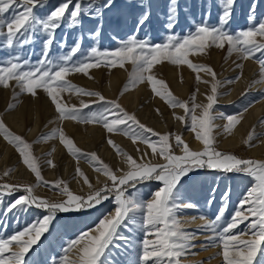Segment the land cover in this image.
<instances>
[{
  "label": "snow or ice",
  "instance_id": "snow-or-ice-1",
  "mask_svg": "<svg viewBox=\"0 0 264 264\" xmlns=\"http://www.w3.org/2000/svg\"><path fill=\"white\" fill-rule=\"evenodd\" d=\"M41 3L43 0H0V36L4 37L7 48L17 45L27 46L34 43L37 36L44 37L41 42V58L35 64L25 63L15 56L0 65V87L19 88L20 93L31 96H36L37 90L42 89L55 106V111L61 120L71 119L86 124L101 125L109 134L122 133L131 138L133 143L139 142L146 145L151 149V154L141 152L138 159L133 158L109 138L107 143L118 155L125 158L124 162L127 165L126 171L122 168L113 171L109 165L99 160L96 153H84L76 148L73 141L66 138L60 129H56L50 135H42L39 138L41 141L58 135L60 142L77 161L85 160L95 171L102 173L108 181H111V184L95 189L77 167V175L84 178L83 183L90 189L86 196H81L74 194L65 181H44L38 158L30 151L31 145L23 137L12 133L0 119V135L14 146L21 157V162L35 175L37 181L35 186L7 183L0 185V209L3 210L5 217L14 209L27 212L35 208L46 212L23 229L9 236L0 237V264H28L26 256L32 246L36 245L41 236L48 231L50 222L54 218L53 214L87 211L109 199L114 202V214L106 213L97 225L68 241L59 264H104L101 258L106 256L110 248L118 247L119 242H123L124 246L130 243V237L124 235L122 229L129 227V224H136L133 214L137 211L142 216L139 221L142 235L137 241L136 264H183V258L196 247L192 242L202 230L212 233L211 236L206 237V240L209 241V246L220 249L218 254L222 256L223 264H253L257 253H264V248L261 247L264 245V161L240 158L234 154L219 151L215 146L214 134L218 127L214 123L217 117L226 121L222 126L221 134L230 135L240 123L243 113L252 105L250 103L240 112L232 115L214 113V105L221 95H225L219 89L223 84L235 83L241 77L238 75L232 80L219 81L211 66L198 65L192 62L189 56L204 54L210 47L223 50L227 45L229 56L235 53L241 61L255 60L260 66V74L264 75V20L233 33L227 30L226 26L231 20L235 0H219L222 13L216 25L210 26L206 20H202L195 25L194 32L178 37L173 31L178 18V0H169L165 29L173 34L168 35L164 42L151 44L138 36L139 29L149 21L151 15L149 5L136 18L133 33L126 39L122 38L115 49L101 50L93 47L74 60L73 57L81 51L83 40V34H81L69 47L68 52L59 57L58 62H53L50 58L51 47L57 43L55 33L65 20L69 28L82 27V16L89 21H97L88 35L98 39L102 31L100 21L103 20L104 10H110L114 6V0H102V2L101 0H62L50 12L38 16L36 9ZM255 4L256 0H253V5L249 7V20L253 18ZM140 7H143V4ZM11 9L16 11L9 18L5 14ZM66 37L67 33L58 42L59 48L68 47ZM165 61L176 66L187 65L190 70L197 73L198 83H209V81H202L200 72L210 74L211 94H206L207 104H196L195 95H193L190 106L189 102L175 97L165 81L151 74L155 65ZM127 63L133 65V70L121 95L137 84L147 81L151 91L170 108L184 110V115L175 116V119L185 123L186 129L195 133V139L203 145L202 150L191 149L180 134L174 135L173 142L170 139L172 134L156 133L140 123L134 114L128 113L117 101L107 100L98 91L83 89L66 80V76L71 73L87 75L88 71L94 67L124 68ZM236 68L242 70L243 64L237 63ZM10 81H15V85L10 84ZM62 92L94 97L96 99L92 103L97 104L98 108L84 113L83 109L90 108L88 103L81 102L79 108L74 105L68 106L62 102L60 97ZM13 98H16L15 93ZM261 99H264V96ZM255 102L259 101L253 103ZM14 108V103L8 105V111ZM197 108L202 111L199 116L196 115ZM157 112H159L158 109ZM253 139L254 136L250 133L245 143L251 147ZM177 150L182 154H176ZM137 151L140 149L137 148ZM48 155L50 156L51 153ZM152 156L162 158L165 163H151ZM46 163L55 167L51 159H48ZM201 170L248 175L253 183L243 194L228 220L224 221L223 212L231 195L230 188H226L221 194V208L215 217L206 223L202 230L189 232L182 228L178 213L183 209L198 208L183 189L185 184L193 178V174ZM118 172L122 174L118 175ZM10 174L11 170L5 172L4 176L7 177ZM150 181L157 182V187L149 198L142 200L136 197L135 193L140 191L137 185ZM39 185L58 192L66 199L61 202H51L35 196L34 189ZM129 189L132 191L130 192ZM217 189L218 186L213 187L209 192L206 200L208 206L214 203ZM17 191H22L23 195L9 202L5 207L4 196L13 195ZM199 218L207 219L203 215ZM240 224H244L245 227L237 231ZM94 232L95 235L92 234ZM245 237L248 238L245 239ZM73 250L77 253L75 260L69 259V253Z\"/></svg>",
  "mask_w": 264,
  "mask_h": 264
},
{
  "label": "rangeland",
  "instance_id": "rangeland-1",
  "mask_svg": "<svg viewBox=\"0 0 264 264\" xmlns=\"http://www.w3.org/2000/svg\"><path fill=\"white\" fill-rule=\"evenodd\" d=\"M61 2L62 0H43V3H41V5L36 9V14L38 16H43L53 10ZM141 4H143V7H140ZM149 5L151 10L149 21L142 28L139 29L138 36L141 39L147 40L151 44H159L164 42L168 35L173 34V32H168L165 29L166 17L169 11V0H114V6L110 10H104L103 20L100 21V23L102 24V31L98 39L91 38L88 35V33L92 29H94L97 21H89L86 17L82 16V27L69 28L67 26V20H65V22L61 25L59 29H57L55 33V39L57 43H54L51 47L50 58L53 60V62H58V58L68 52L69 47L73 45V43L77 40L78 37L81 36V34H83L81 51L77 53L76 57H73L74 60L77 59L81 55V53H87L93 47L99 48L101 50L115 49L119 46L120 40L122 38L126 39L129 34L133 33L135 29L136 18L141 14V12L147 9ZM251 5H253V0H235V4L232 9L231 20L226 26L227 30L235 33L242 29L252 27L253 25L259 23L261 20H264V0H256L253 18L249 20V7ZM177 9L178 18L173 31L174 34L178 37L186 36L190 32H194L195 25L199 24L202 20H206V22L210 26L216 25L218 23V17L222 13V6L219 3V0H178ZM15 11L16 9H11L9 13L5 14V16H8L10 18L11 14ZM209 12L210 15H208ZM65 33H67L66 39L68 47L61 49L57 45L58 42L64 38ZM43 39V36H37L35 38V42L27 46L22 47L17 45L13 48H7L4 42V37L0 36V65L4 64L8 59H11L15 56H18L25 63L30 62L31 64H35V62L41 58V42ZM189 59L198 65L203 64L211 66L216 72V78L219 81L223 82L232 80L238 75H240L241 77L235 83L223 84V86L219 89V91L221 93H225V95H221L218 102L214 105V113L217 112L224 113L226 115H232L237 112H240L246 105H249L251 103L252 106L248 107L247 111L243 113V117L241 119L242 121L246 114L254 106L264 102V99H261V97L264 96V75L260 74V66L255 60L241 61L240 57L235 53L229 56L227 53V45L223 50L216 47L207 48L204 54L190 55ZM237 63H242L243 68L245 67V65H247V63H250V65L256 66L257 68L251 73V84H249L248 91L245 92L244 95H241L237 99L231 100L229 102L223 101L225 98L232 95V85L239 83L243 78L244 69H237ZM123 69L127 71L125 79L126 85L129 82V78L133 70V65L131 63L125 64L124 68H121L119 66L113 68H108L105 66L94 67L88 71L87 75L83 73H71L66 76V80L71 84L81 87L83 89L90 91H98L107 100H114L117 101L120 105H122L123 103L121 102V92L124 89L123 87H121L120 84L122 81L116 83V98H110L104 92L103 87L106 86V81L109 80V76L111 73H119ZM173 69H176L179 72L178 77H181L182 80H184L185 75H187V71L194 78H196L197 75V73H194L192 70H190L187 65L176 66L166 61L162 62L161 64L155 65L151 74H153L156 78L165 81L168 89L172 92L175 97H177L181 101L187 100L186 102H189V105L191 106V97L195 95V103H197L199 93L197 91V86L200 82H196V79L193 80L195 82L191 86V89L193 90L190 91V96L186 99L182 98L181 96L175 95L174 92L170 89L171 81L174 78L170 71ZM94 70L96 71V73ZM203 73L204 72L199 73L201 78L203 76ZM86 79H95L96 87L89 85L88 82H83V80ZM204 79L207 80L206 78ZM10 84L15 85V81H10ZM253 84L256 85L253 86ZM260 84H262L261 89L263 88V90L256 94L250 93L251 91H254L253 88ZM139 85H145L146 88L149 89V92H152L151 87L147 83V81L139 83L134 88L130 89L135 90ZM14 93L16 94L15 99L13 98ZM153 95L157 99L162 101V105L165 103L159 96H156L154 93ZM60 97L62 98L63 103H66L68 106L74 105L77 108L80 107L81 102L88 103L90 105V108L83 109L84 113H88L90 110L98 108L97 104L92 103L96 99L94 97H88L68 92L60 93ZM44 101L48 103L49 107L53 110L55 120L48 121L43 117H40L37 121V117L33 120L25 116V118L23 117V127L20 130L10 123L8 116L11 113L15 112L23 104L36 103L44 105L46 104L44 103ZM254 101L259 102L253 103ZM13 103L15 104L14 110L8 111V105ZM164 106H166L168 112H174L177 109H181L170 108L166 103L164 104ZM121 107L125 109L124 105H122ZM156 109L159 110L161 116L160 122L165 123V121L168 120L167 116L164 115L165 112H162L159 107H155L154 110ZM130 114H132V112H130ZM196 115L198 116L197 113ZM152 116H155L156 118L155 114H152ZM0 119L4 121L5 125L12 133L23 137L24 140L31 145L30 151L36 158H38L41 175L44 181L55 182L57 180H62L67 182L69 189L74 194L86 196L89 193V187L83 183L84 178L78 176L76 172L70 178L61 177L60 169L56 170L58 173L55 171L56 174L54 178L47 175L48 170H53V167L49 166L46 161L48 159L52 160L51 155L54 152V146H57V143H60L63 147L64 145L60 142L58 135L43 141H41L39 138L42 135H50L56 129H60L65 135L67 132L65 127L66 121L75 124L77 121L71 119L61 120L55 111V106L51 103L50 98L42 89L37 90L36 96H31L26 93H20L19 88L9 87L5 89L3 87H0ZM218 119L221 118L217 117L215 120L218 121ZM221 120L223 121V124L220 127L222 129V126L226 123V121L224 119ZM261 121H264V118H262ZM261 121L259 122L260 125H264V123H261ZM93 124L77 122V125L83 127L95 126L97 128H103L101 125ZM168 128L169 134H172L170 139H172L173 142L174 135L180 134L182 132H188L189 134L195 136V133L186 129L185 123H182V126L180 127L178 133H175V131H173L174 128L170 126V124H168ZM114 134L119 136L122 135L121 137L124 136L123 138L126 137L128 140L132 141L131 138L125 136L122 133ZM214 134L216 137L215 146L219 151L234 154L240 158H250L253 160L264 161V158H257L256 156L249 153L250 149H253L255 146L258 145L256 144L257 140L251 141V147H249L248 144L245 143L246 139L241 140V144L237 142L231 146V144L229 145V140H227L228 135H226L225 137V134H222L221 136L223 137V139L219 135L220 138L218 139L217 133L215 131ZM65 137H67V135H65ZM221 139L223 141H221ZM137 144L142 145L143 148L140 149L141 152L149 153V155L151 154V149H148L146 145L139 142H137ZM40 147L41 149H43L42 151H39ZM144 148L146 149L144 150ZM190 148L199 151L203 149V145L200 143L199 146H190ZM106 149H109L108 151L111 153L114 152L115 156L117 155V157H120V164H116L118 161L112 163L108 160H101L100 158L99 160L109 165V167L113 171L121 168L126 171L127 165L125 163H122L125 161L124 157L118 155L111 145L107 144ZM82 151L84 152V150ZM49 153H51L50 156L48 155ZM176 154L179 155L182 153L177 150ZM67 155L71 156L69 152L67 153ZM131 156L133 158L138 159L140 155L131 154ZM72 161L83 163L86 166L88 165V167L91 166L89 167L91 168L90 170L94 171L92 165L88 162H85V160L83 159L77 161V159L74 158L72 159ZM151 163L163 164L165 163V161L162 158H159L158 156H152ZM10 170L11 174L5 177L4 173ZM94 173L103 175L102 173H99L97 171H94ZM84 174L95 189L103 188L105 184H111V181H108L106 178L101 180L99 185L97 186L95 185L94 178L91 176V174H88L86 172H84ZM117 174L120 175L122 173L118 172ZM74 182L81 183V189L77 190L76 188H74L72 184ZM5 183L10 185H37L35 175L21 162V157L14 148V146L10 145L5 140L3 135H0V185ZM252 183L253 180L248 175H242L237 173L225 174L220 172L201 170L198 173L193 174V178L185 184L183 191L188 194L192 203L198 205V208L183 209L179 211L178 217L180 219L182 228L189 232L202 230L204 228V225L210 222L217 214V211L221 208L220 196L226 188L231 189V195L227 203L226 210L223 212L224 221L228 220L232 212L236 208L239 200L241 199L243 194L248 190L249 186ZM216 186H218V189L215 193L216 199L211 206H208L206 200L208 198L209 192L213 187ZM156 187L157 182L155 181L139 184L137 185V188H139L140 191L136 192L135 196L141 198L142 200H147ZM129 191L131 192L132 189H129ZM21 195H23L22 191H17L13 195H5L3 198L4 206L6 207L9 202L15 200ZM34 195L39 198L47 199L51 202H61L66 199L65 196L59 194L58 192L50 191L49 188L44 187L42 185L35 187ZM114 207V202L109 199L87 211H73L67 213L59 212L53 214L54 218L50 222L48 231L41 236L37 244L33 245L31 250L27 254L26 260L28 261V264H54V262L55 264H59V261L64 254L63 249L67 246L68 241L76 238L81 232L87 231L88 229L97 225L100 218L106 213L114 214ZM45 214L46 212L35 208H32L27 212H21L14 209L12 212L7 213V216L5 217L3 215V210L0 209V237L9 236L23 229L25 226L31 224L36 218ZM133 215H135L137 221L136 224H129V227L122 229V233L130 237V243L127 246H124L123 242H119L118 247L110 248L106 253V256L101 258L102 261H104V264H136L138 247L137 241L142 235L139 224V221L142 219V216L139 211H137ZM201 215H203L207 219H200L199 217ZM193 217H195V219H193ZM221 223H223V221ZM244 227V224H240L239 229H237V231H239L240 229H244ZM211 235L212 233L207 230H202L198 232L197 238L192 242L196 245V247L192 249L191 253H189L186 257L183 258V264H223L222 256L218 254L220 252V249L215 246H209V241L206 240V237H209ZM247 238L248 237H245V239ZM213 247L216 249L215 253L212 252ZM261 247L264 248V245H262ZM74 251L75 250L69 253V259H77L76 256H72V254H74ZM253 264H264V253L258 252L256 258L253 261Z\"/></svg>",
  "mask_w": 264,
  "mask_h": 264
},
{
  "label": "bare ground",
  "instance_id": "bare-ground-1",
  "mask_svg": "<svg viewBox=\"0 0 264 264\" xmlns=\"http://www.w3.org/2000/svg\"><path fill=\"white\" fill-rule=\"evenodd\" d=\"M256 68H257L256 66H252V65H250V63H247V65H245V67L243 68L244 74H243L242 80L239 83L232 85V89H233L232 95L225 98L223 101L229 102L231 100L237 99L241 95H244V93L248 91L249 84H251L250 83L251 73ZM95 73H96V71H95ZM170 73H172V76H174V78L172 79L171 84H170L171 85L170 89L174 92L175 95L181 96L184 99L189 97L190 93H191L190 91L193 90V89H191V86H192V84L195 83L193 80L196 78L192 77V75H190L188 73V71L186 72L187 75H185L184 80H182L181 77H178L179 72L176 69L171 70ZM126 74H127V71L124 69L122 71H120L119 73H111L110 74L109 80L106 81L107 82L106 86L103 87L104 92L110 98H112V97L116 98V96H117V95H115V93H117L116 92V83L122 81L120 83L121 87H123V88L125 87ZM208 75H210V74H208ZM208 75H207V73H203L202 81H209V83L206 84V83L200 82L199 85L197 86L198 87L197 89H199L198 90L199 93H198V100H197L196 104H202V105L207 104L206 94H211V77ZM204 78H206L207 80H205ZM84 81L88 82L89 85L96 87V80L95 79L94 80H92V79L87 80L86 79V80H83V82ZM106 82H104V83H106ZM255 85L256 84H253V86H255ZM101 86H103V85H101ZM261 87H262V84L257 85L255 88H253L254 91L253 92L251 91L250 93H255V94L259 93L261 90H263V88L261 89ZM32 102H34V101H32ZM121 102L123 103L122 105H124L127 112H129V113L132 112V114H134L136 116L137 120L140 123L144 124L148 128L153 129L158 134H161V135L169 134L168 124H170V126H172L174 128L173 131H175V133H178L180 127L182 126L183 122L175 119V116H183V113H184L183 109H179V110L177 109L174 112L173 111L168 112L166 106H164L165 103L162 105V101L157 99L153 95L152 92H149V89H147L145 85H139V86H137V88L135 90L129 89L128 91L124 92V94L121 97ZM44 103H46V102L44 101ZM155 107H159L162 112L163 111L165 112L164 115H166L167 119H168L167 121H165V123L160 122L161 116H160V113L157 112V109L154 110ZM196 113L198 114V116L201 115L202 114L201 109L197 108ZM152 114H155L156 118H155V116H152ZM25 116L27 118L33 119V120H34V118L37 117L36 118L37 121L39 120L40 117H43L44 119H46L48 121L55 120L54 119V112L49 107L48 103H46L44 105H40V104H36V103L23 104L15 112L11 113L8 116V118H9L10 123L13 124L16 128H18L20 130L23 127V117L25 118ZM263 116H264V102L254 106L246 114V116L241 121V123H239L234 128L232 133L230 135H228L227 140H229V142H230L229 145L231 144V146H232L237 142L240 143L241 140H244V139L247 140L249 134L251 133L254 136V139L252 141L257 140L256 144H258V145L255 146L253 149H250L249 153L256 156L257 158H264V134H263L264 133V125H260V123H259L262 120V118H264ZM214 123L218 126V127H216L215 132L217 133V137L219 139L220 136L222 135L221 134L222 129L220 127L223 124V121L221 119H218V121L215 120ZM65 127L67 130V132L65 134V135H67L66 138H70L73 141L74 146L76 148L80 149L81 151L84 150V153H89V154L96 153L97 157L100 158L101 160H106V161L108 160L109 162H112V163H115L116 161H118L116 163L117 165L120 164V157H117V155L115 156L114 152L111 153L108 151L109 149L108 150L106 149V145L108 144L107 140L109 138L111 140H113L118 147H121L123 149V151L127 152L130 155L131 154L140 155L141 151H137V148H139V149L143 148L142 145L137 144V143H133V141L128 140L126 137L123 138L124 136L121 137L122 135L119 136V135H115L114 133L109 134L104 128H97L95 126L83 127V126L77 125V122L75 124V123L67 122V121H66ZM180 135H182V138L191 147H197L200 145V142L195 139V136L189 134L188 132L187 133L182 132V133H180ZM226 135L227 134H225V137H226ZM222 139H223V137H222ZM222 139H221V141H223ZM224 142H226V141H224ZM224 142H222V143H224ZM56 145L57 146H54V149H55L54 152L55 153L53 152V154L51 155L52 156L51 158L53 160L52 162L55 165V167H53L52 171L48 170L47 175L54 178V176L56 174L55 171L60 169L61 177L70 178L73 174H75L77 167H79L83 173L86 172L88 174H91V176L94 178L95 185H97V186L99 185L101 180L106 179V177H104L103 175L95 174L94 173L95 170L94 171L90 170L91 168H89V167H91V166L88 167V165L86 166L83 163H78V162L72 161V159H74L75 157H73V155L68 156L67 155L68 151H66L67 149L65 147H63L60 143H57ZM41 147H43V146H41ZM41 147L39 148V151L43 150V149H41ZM234 148H235V146H234ZM145 149L146 148H144V150ZM5 153H6V151H5ZM70 163H71V165H70ZM122 163H125V162H122ZM72 184H73V187L76 188L77 190L81 189V187H80L81 183L74 182ZM92 234L95 235L96 233L94 232ZM212 252L213 253L216 252V249L214 247L212 249ZM74 254H72V256L77 257L76 251H74Z\"/></svg>",
  "mask_w": 264,
  "mask_h": 264
}]
</instances>
